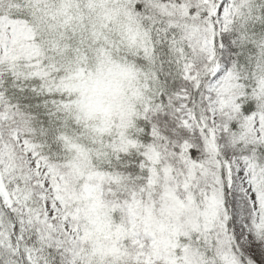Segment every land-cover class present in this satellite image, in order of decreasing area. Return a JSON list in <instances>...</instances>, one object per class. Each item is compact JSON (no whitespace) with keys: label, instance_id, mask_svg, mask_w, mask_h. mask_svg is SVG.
Returning a JSON list of instances; mask_svg holds the SVG:
<instances>
[{"label":"snow or ice","instance_id":"1","mask_svg":"<svg viewBox=\"0 0 264 264\" xmlns=\"http://www.w3.org/2000/svg\"><path fill=\"white\" fill-rule=\"evenodd\" d=\"M0 264H264V0H0Z\"/></svg>","mask_w":264,"mask_h":264}]
</instances>
